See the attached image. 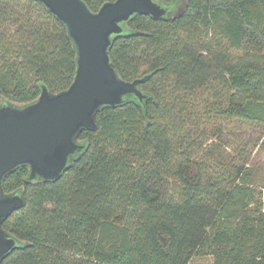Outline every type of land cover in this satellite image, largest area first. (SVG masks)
<instances>
[{"label": "trees", "instance_id": "obj_1", "mask_svg": "<svg viewBox=\"0 0 264 264\" xmlns=\"http://www.w3.org/2000/svg\"><path fill=\"white\" fill-rule=\"evenodd\" d=\"M83 1L96 12L113 0ZM159 1L180 3L178 12L132 15L108 51L120 78H142L146 97L99 108L57 178L30 180L26 164L3 177L4 193L21 192L24 204L2 221L18 244L0 264H188L205 255L264 264L250 154H219L221 126L209 130L207 156L194 155L189 138L212 118L264 134V0ZM75 72L61 20L39 0H0V104L32 102L42 86L63 91Z\"/></svg>", "mask_w": 264, "mask_h": 264}, {"label": "water", "instance_id": "obj_2", "mask_svg": "<svg viewBox=\"0 0 264 264\" xmlns=\"http://www.w3.org/2000/svg\"><path fill=\"white\" fill-rule=\"evenodd\" d=\"M61 20L76 49V72L70 86L50 93L41 87L32 102L0 104V262L17 246L2 228V221L24 204L21 192L4 193L6 173L26 164L30 180H53L85 147L78 141L83 128L96 127V112L128 100L142 101L146 94L137 86L142 78H120L109 58L113 37L136 13L162 18L168 4L159 0H113L93 12L83 0H39Z\"/></svg>", "mask_w": 264, "mask_h": 264}, {"label": "rangeland", "instance_id": "obj_3", "mask_svg": "<svg viewBox=\"0 0 264 264\" xmlns=\"http://www.w3.org/2000/svg\"><path fill=\"white\" fill-rule=\"evenodd\" d=\"M179 7L180 3L168 4V11L165 16L175 15ZM218 126L222 128L221 134L224 139L221 142L218 140L221 144L218 148L219 154L226 156L228 154H233L241 148L250 154L249 171L246 181L260 191L257 193V198L262 201L264 211V144L259 146L264 138V134L260 133V128L254 127L253 124L248 122L236 120L229 122L221 118L206 119L200 126L204 128L206 132L192 133L189 137L196 142L192 148V153H194V155H208L207 151H209V143H211L209 130L218 128ZM199 143L201 144L199 145ZM256 144L258 146H254ZM79 153L80 152L76 153L74 156L76 157ZM188 264H213V257L211 255L195 256Z\"/></svg>", "mask_w": 264, "mask_h": 264}]
</instances>
